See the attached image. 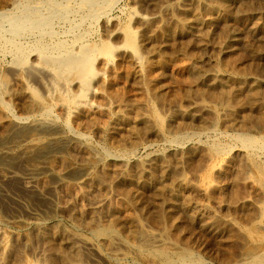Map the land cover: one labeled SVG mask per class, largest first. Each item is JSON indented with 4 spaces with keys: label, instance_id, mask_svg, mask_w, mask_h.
<instances>
[{
    "label": "bare ground",
    "instance_id": "bare-ground-1",
    "mask_svg": "<svg viewBox=\"0 0 264 264\" xmlns=\"http://www.w3.org/2000/svg\"><path fill=\"white\" fill-rule=\"evenodd\" d=\"M115 1L82 0L78 2L80 3L78 8L92 18H98L105 13L107 15ZM186 1L191 2L190 5L188 4L190 7L186 6ZM62 4L56 0H43L42 3L33 0H24V2L0 0V57L11 55L12 68L23 94L27 95L28 103L27 115H25L27 117H19L7 122L6 110H9L10 104L3 100V96L13 92V89H8L10 86L7 81L12 73L9 75L6 73L8 78L4 74L0 75V145L14 144V148L0 149V164L6 167L7 171L2 175L0 186L8 177L12 178L19 173L12 171L14 168L11 170L9 166L14 159L18 161L20 158L25 159L28 164V172L24 169L27 172L25 178L27 190L36 192L41 197L47 198L48 190H53L57 184L70 179L67 186L68 199L63 206L59 204L60 198L57 203L51 196L49 199L51 202L48 206L45 205L47 207L42 217L33 216L32 220L30 218V221H26L28 216L22 223L25 232L23 231L21 236H17V233H20L17 232V235L12 236L11 239L8 234L10 231L7 234L2 232L5 227L0 231V264H86L85 253H88L90 258L110 262H120L133 256L139 264L143 262L203 264L202 259L190 248L191 243H183L181 221L176 217V211L180 209L196 224L213 233L216 238L220 236L222 238L225 234H229L231 239L237 234L242 238L241 252L236 249L240 255L238 254L239 257L234 262L230 261L232 264H264V159H260L257 155L258 150H264V101H261L264 79L258 74L252 75L253 71L245 72L237 66V63L230 64L227 60L225 62L219 59V53L229 55L236 50L240 41H245V36H241L243 35L241 30L255 37L263 32L264 9L251 7L250 10L241 0H175L174 4H167L160 9V12L170 14L171 17L170 24L165 25L162 22L165 26H159L161 27L159 34L163 36L178 34L181 37L187 36L188 40L182 47L175 44L180 47L178 50L177 46L170 42L169 44H172L177 51L174 49L176 52L173 53L171 50L172 53L168 54L165 51L167 47L164 50L165 47L159 45L163 37L160 36L161 40H156L157 31L153 29L156 26L151 24L159 22L158 15L161 18L162 14L149 17L137 15L136 22L140 23L138 29L133 27L132 23L115 25L110 31L108 29L109 38L100 43L99 40L98 43L89 41L85 37L89 33L86 29L85 35L79 32L81 34L73 35L70 41L58 40L51 24L56 16L64 18L67 15L69 5ZM231 5L236 9L230 8ZM175 6L177 12H174ZM156 11L158 10H155V14ZM151 25L154 31L151 30ZM212 30H216L215 33ZM216 33L217 38L212 47L219 51L218 57L214 59V64L212 62L213 65L207 67L205 63V67L201 64L204 62L200 61L201 57L198 54L199 51L210 48V41L215 38ZM114 34L122 38L120 46H115L109 41ZM249 42L252 44L251 41ZM179 43L181 44L180 41ZM172 45L169 46L170 49ZM244 51L240 49V52ZM205 55L206 53L204 57ZM230 56L232 55H229L228 59ZM259 59L264 60V52ZM37 73L45 74L44 92L29 86L25 81V78H28L25 75H33L34 78ZM169 76L173 79L172 83L170 80L167 82ZM206 81L210 84L209 90L202 88ZM128 83H133L135 95L132 94L133 90L128 92L131 95L122 90ZM12 88L16 90L17 86ZM129 88L126 87L127 90H130ZM191 94L197 96V101L194 98L195 101L186 106L185 98ZM159 100L162 103L170 102L169 106H173L175 102V108L170 109L174 108L173 112L169 113L170 110L167 111L168 113L161 112L156 106ZM247 107L251 108L252 112L247 113L249 109L245 110ZM55 108L60 109L68 126L71 122L72 126L77 128L75 130L70 128L69 131L66 125L68 132H61L59 127L57 129L54 121L57 115H54L56 116L54 120L50 118ZM194 109L211 114L207 123L208 129L206 128L208 131L218 130L221 119L224 120L223 117L230 126L242 127L243 130L235 137L240 143V153L236 151L235 155H237L233 154V157L232 154L230 156L233 149L231 147L209 144L211 142L196 143L187 147L188 150L183 155L180 154L181 157L177 156L185 164L195 159L194 162H190L193 167L190 175L188 172L191 167L185 173L179 166V160L174 164L169 153H157L156 150L157 154L151 157H147V154V158L137 159L139 156L136 158L137 147L145 139L143 137L142 140L140 136L139 126L142 129L146 128L144 131L151 130V133L160 140L171 145L183 146L191 140L193 133L177 132L179 130L176 129L171 131L174 130L171 128L174 127V121L180 118H182V126L188 124L189 119L193 120L197 114L193 112ZM97 114H104L107 120L100 121L101 118L100 116L98 118ZM38 115L39 118L36 117ZM116 124L128 127V132H123L127 135L123 136L124 140L119 143L122 145L116 150L105 148L99 150L88 142H83L88 135L80 132V129L89 127L114 131ZM178 124L181 125L180 122ZM144 131L141 135L147 133ZM75 145H78L79 152L83 154H81L83 159L80 161L73 160L69 157L71 153L68 155L67 152L71 146L76 147ZM77 152L75 151L76 154L79 153ZM55 161L60 163L62 168H58L56 166L58 163L55 165ZM41 171L49 173L54 181L56 180L54 185L50 183L48 185V182L46 185L42 179V184L44 183L45 186L40 187L37 174ZM234 173L235 176L242 175L244 183L249 187L244 186L248 189L245 191L248 195H242L244 191L241 193L237 191L239 194L235 192L230 200L228 197L231 196L227 194L229 191L231 192L229 194H232L238 183L240 185V181L233 179L225 182V180L228 175ZM72 180L75 182H69ZM126 184L129 185L128 188ZM114 186L118 190L113 189ZM90 190L93 192L98 190L102 194L91 199ZM113 190H116L115 194ZM148 193L153 196L152 201H155L153 203L156 211L152 217H155L159 223L156 225L159 226L158 230L149 228L150 225L146 223L147 226L144 221L149 216L145 211L146 202L150 204L149 199L144 200V196ZM26 195L23 197L26 198ZM85 202L89 203L87 207ZM247 204H253L256 210L255 216L250 221L248 219L249 224H238L228 216L229 214L227 216L223 214L224 209L228 211L241 206L244 208ZM59 214L66 217L67 223L54 220ZM234 233L237 234L233 236ZM29 235L43 239L46 243L45 250L40 252L39 256L29 255L27 252L29 247L27 242L31 240ZM19 239L21 244L16 247L13 241ZM233 243L236 245L235 240Z\"/></svg>",
    "mask_w": 264,
    "mask_h": 264
},
{
    "label": "rangeland",
    "instance_id": "rangeland-1",
    "mask_svg": "<svg viewBox=\"0 0 264 264\" xmlns=\"http://www.w3.org/2000/svg\"><path fill=\"white\" fill-rule=\"evenodd\" d=\"M34 2H36V3H38V1L40 2V3H42L43 2V0L42 1H40V0H33ZM57 2H59V3H63L64 5L66 4L67 6L69 5V8H68V10L70 11H68L66 14L67 15H65V17L64 18H62V17H58L57 18V16L54 18V20H53V22H52V27H53V32H54V34L56 35V37H58V38H56V39H64V40H67V41H70V37H72L73 35L74 36H76V35H80L79 34V32H82V34H84L85 35V33H87V32H84V30L86 29L89 33H90V35H89V33H87L86 35H85V37L86 38H88V40L89 41H91V42H95V43H98V40H99V43L102 41V40H106V39H108L109 37H108V33H109V31H110V29H113V27H115V25L116 26H118V25H120V26H123V25H125V24H127V23H132V26L133 27H135V28H140L139 26V21L138 22H136L137 20H136V17H137V15H139V14H141V15H146V16H153V15H158V14H162V16H161V18H160V15H158V18H159V22H152L151 24L155 27V28H153V29H156V34H157V38H156V40H161L160 41V43H159V45L160 46H162L163 48H164V50L166 49V47H167V49L165 50L166 52H168V54H170L169 52H171L172 53V51H173V53L174 52H176L178 49H180V47H178V46H181L182 47V45H184V43L186 42V40H188L187 39V36H182L181 37V35H178V34H174V36L173 35H170V36H168V35H162V34H159V31H160V28L162 27V26H165V25H168V24H170V17H171V15L170 14H166V13H162V12H160V9L162 8V7H165L167 4H174L175 3V0H133V1H131V0H116L115 1V3H113V8L111 7L110 8V10H108V14L106 15V13L105 14H103V15H101V16H99L98 18L97 17H95V18H92V17H90L84 10H80L78 7H79V4L80 3H78V2H80V1H82V0H56ZM138 3H137V2ZM157 1V2H156ZM249 0H244V1H242L241 0V2H243L246 6H247V8H249L250 10L252 9V8H254V7H258V8H260V9H264V0H251V2L249 1ZM261 1H263V2H261ZM23 2H24V0H23ZM132 2V3H131ZM133 2H135V3H133ZM142 2V3H141ZM149 2H150V4H149ZM148 5H147V4ZM164 3V4H163ZM249 3H251V4H249ZM258 3V4H257ZM62 4V5H63ZM185 4H186V6H188V4L190 5L191 4V2L190 1H186L185 2ZM253 4V5H252ZM146 5V6H145ZM154 5H161V6H154ZM256 5V6H255ZM258 5V6H257ZM261 5V7H259ZM242 6H244V5H242ZM149 9H148V8ZM188 7H190V6H188ZM252 7V8H251ZM157 8V9H156ZM230 8H232V9H236L235 7L233 8V5H231L230 6ZM163 9V8H162ZM176 9H177V7L175 6V11L174 12H177L176 11ZM155 10H158V11H156V14H155ZM110 11V12H109ZM146 11V12H145ZM151 11V12H150ZM75 12V13H74ZM147 12L149 13V14H147ZM264 12V11H263ZM76 13H78V14H76ZM133 13V14H132ZM143 13V14H142ZM151 13V14H150ZM152 13H154V14H152ZM76 14V15H75ZM87 14V15H86ZM167 15V16H166ZM130 16H131V18H130ZM108 17V18H107ZM111 17V19H109ZM165 17V19H163ZM85 18V19H84ZM100 18H101V20H100ZM169 18V19H168ZM107 19H109L108 20V22H106L107 21ZM166 19H168V20H166ZM84 20V21H83ZM86 20V21H85ZM163 20V21H162ZM166 22H165V21ZM131 21V22H130ZM169 21V22H168ZM262 21L264 22V16H263V18H262ZM75 22V23H74ZM104 22V23H103ZM106 22V23H105ZM110 22H113L112 24H114V25H112ZM165 23V25L163 24V23ZM115 23H117V24H115ZM163 25H162V24ZM90 24V25H89ZM100 24V25H99ZM110 25L112 28H110V26L108 27L107 25ZM156 24V25H155ZM75 25V26H74ZM88 25V26H87ZM92 25V26H91ZM151 25V30H153L152 29V26ZM105 26L107 27L106 29H105ZM159 26H161L160 28H159ZM76 28V29H75ZM157 28H159L158 30H157ZM63 29V30H62ZM104 29H105V31H104ZM108 29H109V31H108ZM70 31H71V33H70ZM154 31V30H153ZM213 32L214 31H216V30H212ZM241 31H243V35L241 34V36H245L244 37V39H245V41L243 40V41H240V43L238 44V46H237V48H236V50H234V52H235V54H234V52L233 53H229V55H232V56H230L229 57V59H228V56L229 55H225L224 53H219V51L216 49V48H214V47H212V45H213V42L216 40V38H217V33H216V35H215V38L214 39H211V41H210V48H208V49H205V50H202V51H199V56L201 57L200 58V61H203L204 63H202L201 62V64H203V66H205L206 64V66L207 67H209V66H211V65H213L214 64V59L216 58L217 59V57H218V53H219V59H223V61H225V60H227L228 61V63H230V64H233V62L234 63H237L238 65V67H240V69H242V70H244L245 72H247V73H251V71H253L254 72V74H252V75H257L258 74V76H260L261 78H263L264 79V60H261V59H259L260 57H261V55H262V52H264V49H262V47L264 46V29L262 30L263 32H261L259 35H257L256 37L254 36V35H250V33L249 32H244V30H241ZM57 32V33H56ZM63 34V36H62V34ZM70 33V34H69ZM215 33V32H214ZM247 33V34H246ZM68 34V35H67ZM59 35V36H58ZM159 35V36H158ZM177 35V36H176ZM117 36V37H116ZM115 36V34L114 35H112L111 37H110V39H109V41L112 43V44H114L115 46H120L121 44H122V38L121 37H119L118 35H116ZM163 37V38H161V37ZM166 36V37H165ZM167 36H168V38H167ZM248 36V37H247ZM249 36H250V38L251 39H249ZM66 37V38H65ZM69 39H68V38ZM90 37V38H89ZM101 37V38H100ZM116 37V38H115ZM161 39H160V38ZM174 37V38H173ZM180 37V38H179ZM260 37V38H259ZM263 37V38H262ZM100 38V39H99ZM113 38H115V39H117V40H115V39H113ZM169 38H170V40H169ZM173 38V39H172ZM255 38V39H254ZM166 39V40H165ZM257 39H259L257 42H256V40ZM174 40V41H173ZM178 40V41H177ZM251 41L252 42V44L249 42V41ZM253 40V41H252ZM116 41H117V43H116ZM173 41V42H172ZM176 41L178 42V43H176ZM179 41L181 42V44L179 43ZM247 41H248V45H246V43H247ZM262 41V42H261ZM115 42V43H114ZM165 42V43H164ZM174 43L173 45H175V44H178V46L177 45H175V47L177 46V50L175 49V47L172 45V44H169V43ZM253 42H254V44H253ZM256 42V43H255ZM215 43V42H214ZM244 43V44H243ZM251 45H250V44ZM163 44V45H162ZM168 44V45H167ZM170 45H172V49H170ZM242 45H246V46H242ZM256 45V46H255ZM170 46V47H169ZM242 46V47H241ZM262 46V47H261ZM240 47V48H239ZM245 47V48H244ZM250 47H254V48H250ZM258 47H260V48H258ZM212 48V49H211ZM255 48H257V49H255ZM168 49L170 50V51H168ZM176 51H175V50ZM216 49V50H215ZM240 49H241V51H244V52H240ZM244 49V50H243ZM247 49V50H246ZM249 49H254V51H252V50H249ZM261 49V50H260ZM172 50V51H171ZM214 50V51H213ZM257 50H258V52H257ZM263 50V51H262ZM208 51V52H207ZM212 51V52H211ZM216 51V52H215ZM237 51H239V52H237ZM257 53H256V52ZM196 52H197V50H196ZM202 53V55H201V53ZM218 52V53H217ZM253 52H255L254 54H253ZM206 53V55H205V57H204V54ZM210 53V54H209ZM213 53H214V55H213ZM239 53V54H238ZM243 53V55L241 56V54ZM249 54V55H247V54ZM238 54V55H237ZM246 56H245V55ZM220 55H224L223 57H221ZM255 55L257 56V57H255ZM213 56H215V57H213ZM225 56H227V57H225ZM3 59H2V58ZM0 57V65H1V67H0V75L1 76H3V74H4V76L5 77H7L10 73H12V74H10V76H8L9 77V79H10V81H9V79H7V81H8V85L10 86H8L9 88V90H12L13 92H12V94H5L4 96H3V100L5 99V101L8 103V104H10L9 106H10V108H9V110L7 111L6 110V114L8 115V116H6L5 117V120L7 121V122H9V121H12V120H15V119H18L19 117H27V116H25V115H27V108H26V105H28V103H27V98H26V96L27 95H25V94H23V90H22V88H21V85H20V83L19 82H17V79H16V76H15V73H14V68H12V64H11V62H10V60H11V55H9V54H6V56L4 57V56H1ZM239 57V58H238ZM247 57V58H246ZM206 58V59H205ZM226 58V59H225ZM236 58H238V59H236ZM243 58H244V60H243ZM246 58V59H245ZM254 58V59H253ZM5 59V60H4ZM230 59H233V60H230ZM234 59H236L237 61L235 62V60ZM248 59H249V61H248ZM255 59H257V60H255ZM213 60V61H212ZM243 60V61H242ZM227 61H225V62H227ZM232 61V62H231ZM239 61H240V63H239ZM253 61V62H252ZM255 61V62H254ZM3 62V63H2ZM212 62H213V64H212ZM241 62H244V63H241ZM252 62V63H251ZM257 62V63H256ZM7 63H8V65H7ZM10 63V64H9ZM206 63V64H205ZM209 64V65H208ZM243 64V65H242ZM246 64H247V66H246ZM261 66V67H259V65ZM7 65V66H6ZM10 65V66H9ZM244 65L246 66V67H244ZM258 65V66H257ZM205 66V67H206ZM243 66V67H242ZM250 68H249V67ZM10 67V68H9ZM258 68V69H257ZM3 69H6V70H3ZM259 71V73H258V71ZM3 70V71H2ZM13 70V71H12ZM262 70V71H261ZM5 71V73H3ZM9 71V72H8ZM249 71V72H248ZM252 72V73H253ZM8 75H7V74ZM256 73V74H255ZM43 75V76H41V75ZM32 75V74H31ZM169 75H171V74H169ZM0 76V77H1ZM33 76V75H32ZM32 76H30V75H25V77H28V78H25V81H27L26 83L29 85V86H31V87H35V88H37V89H41V90H39V91H43L44 92V84L46 83L45 82V80H46V78H45V74H43V73H37L36 74V76H35V74H34V78L32 77ZM7 77V78H8ZM32 77V78H31ZM14 79V81H13V79ZM30 78V79H29ZM43 78V79H42ZM45 78V79H44ZM171 78V76H169V78L167 79L168 81L167 82H169V80H170V83H172L173 82V79L171 80L170 79ZM11 84H10V83ZM37 82H40V83H38L37 84ZM19 83V84H18ZM18 84V85H17ZM31 84V85H30ZM132 87H131V86ZM209 82L207 83V81H206V83L204 82V84L202 85V88L204 89V90H209L208 88H210L209 87ZM16 87L17 86V88H15L16 90H18V91H16V90H14V88H12V87ZM41 87V88H40ZM126 87H127V89L129 88L130 90H127L126 89ZM126 87L124 88V89H122V90H125V93H126V91H127V93L128 92H130L131 90H133L134 88H133V83L132 84H127L126 85ZM11 88V89H10ZM132 88V89H131ZM14 91H16V92H14ZM263 91H264V88H263ZM20 93V94H19ZM126 93V94H127ZM134 93V94H133ZM130 93H128V95H129ZM132 94L133 95H135V92H134V90L132 91ZM15 95V96H14ZM24 95V96H23ZM131 95V94H130ZM194 94H191V96H188L187 98H185V103H186V106H188L190 103H193L195 100L197 101V96L196 95H194ZM264 92L262 93V100L261 101H264ZM193 96V97H192ZM22 97V98H21ZM189 97H190V99H192V100H190L189 99ZM21 98V99H20ZM194 98H196L195 100H194ZM188 99V100H187ZM188 101V102H187ZM192 101V102H191ZM172 102V101H171ZM170 103V102H169ZM169 103H167V102H165V103H162V101L161 100H159V101H157L156 102V106H157V108L161 111V112H163V113H168L167 111L168 110H170L172 107H174L175 108V102L173 103V106L172 105H170L169 106ZM166 104V105H165ZM171 104V103H170ZM25 106V107H24ZM168 106V107H167ZM167 107V108H166ZM13 108V109H12ZM174 108H173V110H174ZM249 107H247L245 110H247ZM162 109V110H161ZM173 110H170L169 111V113L170 112H173ZM195 110V111H194ZM193 110V112L194 113H197V114H195V118L192 120V119H189L188 121H190V122H188V124H186L185 126L183 125L182 126V118H180V119H178V120H175L174 121V123H173V128H171V129H174V130H171V131H176V130H179V131H177V132H189V133H193L192 134V138H191V140L188 142V143H186V145H171V144H169V142H165L164 140H160V139H158V138H156L155 136H154V134L153 133H151L152 131L151 130H148V131H144V129H146V128H143L142 129V127L141 126H139L140 127V130H141V132H140V136H142V140L144 139V141H143V143L142 144H140V145H138V147H137V150H136V152L137 153H135V156H136V158L137 159H142V157H143V159L144 158H147V157H151L152 155H155V154H157V153H159V152H164L165 154L167 153H169L168 155H170L171 156V158H172V160L174 161L173 163L174 164H176L177 163V160H179V166H180V168H181V170H184V172L185 173H187V171H188V169H189V172H188V174L190 173V172H192L191 171V169H193V167H192V164H190V162L192 163V162H194L195 161V159L193 160H191L189 163H182L181 161H180V157L184 154V152H186L187 150H188V148L190 147V146H192V145H194V144H196V143H204V142H207V143H205V144H208L209 142H211V143H209V144H220V145H222V146H224V147H226V148H228V147H231V149H232V151L234 152H232L231 151V153H230V156H231V154H232V156H233V154H234V156H236L235 155V153H236V151H237V153L239 152L240 153V149H241V147H240V143L238 142V140L235 138V137H237V135L236 134H238L239 132H241L242 130H243V128L242 127H237V126H230L226 121H225V118L223 117V121H222V119H221V123H220V125H219V127H218V130H216V131H208L207 129H208V126H207V123H208V121H209V119L211 118V114L209 113V112H207V111H197L198 109H194ZM252 112V110H251V108H249L246 112L248 113V112ZM56 112V113H55ZM249 112V113H250ZM11 113V114H10ZM9 114H10V116H9ZM57 115V118L55 119V117L56 116H54V115ZM62 115V116H61ZM104 115V114H103ZM103 115H99V114H97V117L99 118V116H100V118H101V120L100 121H105V120H107V117H106V119H105V115L103 116ZM104 118V119H102V117ZM210 116V117H209ZM10 119H8V118ZM36 117H40L39 115L38 116H36ZM7 118V119H6ZM12 118V119H11ZM34 118V117H33ZM50 118H51V120H54L55 121V123H56V126H57V129H58V127H59V129H60V131L61 132H66L67 131V127H66V125L68 126V123L66 122V119L64 118V116H63V114L61 113V111H60V109H58V108H55L54 109V113H53V115L52 116H50ZM202 118V119H201ZM65 120V121H64ZM201 123H200V122ZM178 122H180V124L181 125H179L178 124ZM192 122V123H191ZM196 122V123H195ZM177 124V125H176ZM73 124L70 122V125L68 126V129H69V131H70V128L72 129V130H75L77 127H73L72 126ZM120 126H118V124H116L115 126H114V131L112 130V129H109V130H106V131H103V130H100V129H93V128H89V127H85V128H83V129H80V132H82V133H84V134H86V135H88V137L87 138H85L84 140H83V142H88V144H90V145H93V147H96V148H98L99 150H102L103 148H105L106 150H116L117 148H119L122 144H119V143H122V141L124 140V138L125 137H123V136H125V135H127V134H123V132H128V127L127 126H124V125H121V124H119ZM172 125V124H171ZM178 125H179V127H178ZM207 126V127H205V126ZM117 126H118V128H120V130L117 128ZM124 127H127V129H125ZM183 128H185V129H183ZM207 128V129H206ZM121 129H122V131H121ZM176 129V130H175ZM225 129V130H224ZM88 130V131H87ZM96 130H98V131H96ZM143 131L144 132H147V133H145V134H142L141 135V133H143ZM205 131V132H204ZM235 131V132H234ZM68 132V131H67ZM104 133V134H103ZM148 133H150V134H148ZM206 133V134H205ZM153 134V135H152ZM90 135V136H89ZM111 135H113V136H111ZM143 135H145V136H143ZM218 135V136H217ZM234 136V137H233ZM144 137V138H143ZM147 137V138H146ZM150 137V138H149ZM154 137V138H153ZM199 137V138H198ZM201 137V138H200ZM152 138V139H151ZM217 138V139H216ZM156 140V141H155ZM199 140V141H198ZM117 141V142H116ZM119 141V142H118ZM202 141V142H201ZM213 141H215V142H213ZM91 142V143H90ZM116 142V143H115ZM238 142V143H237ZM98 143V144H97ZM192 143V144H191ZM12 144V143H11ZM10 143L8 144V145H0V149H2V148H5V147H10V148H14V144H12L11 145ZM111 144V145H110ZM167 146H166V145ZM235 144V145H234ZM142 145V146H141ZM150 145V146H149ZM76 147H74V146H71L70 147V149L67 151L68 152V155H69V153H71L70 155H69V157H71L73 160H75L76 159V161H80V159L82 160L83 159V154L81 153V152H79L80 151V149H79V147H78V145H75ZM98 146V147H97ZM100 146V147H99ZM148 146V147H147ZM174 146V147H173ZM188 147V148H187ZM240 147V148H239ZM139 148V149H138ZM75 149V150H74ZM160 149V150H159ZM165 150V151H163V150ZM77 150H78V152H77ZM155 150V151H154ZM156 150H157V153H156ZM75 151L78 153V154H76L75 153ZM168 151V152H167ZM151 152H153V153H151ZM176 152V153H175ZM183 152V153H182ZM257 155L259 156V158L260 159H264V150H258L257 151ZM259 153H261V154H259ZM82 154V155H81ZM147 154H148V156H147ZM151 154V155H150ZM180 154H182V155H180ZM73 155V156H72ZM77 155H79V156H77ZM178 155H180V157H177ZM80 156H82V157H80ZM147 156V157H146ZM233 156V157H234ZM76 157V158H75ZM15 164H14V163ZM11 164H10V166H9V168L12 170L13 168V170L12 171H14V172H19L17 175H13V177L12 178H10V177H8V178H10V179H6L5 181H4V183H2L1 184V186H0V231H2V229L4 230V231H2V232H5L6 234L10 231V233H8L9 234V236H10V238L12 239V236H14V235H17V236H21L24 232H25V227L23 226V222L27 219V217H28V220H26V221H30V220H32V218H33V216L34 217H42L43 215H44V211H45V209H46V207L49 205V203L51 202H49V199H50V197L51 196H53L52 198L54 199V201L56 200L57 201V203H58V201L60 200V203L59 204H62V206H63V204H65V202H66V200L68 199V188H67V186H68V180H70V179H67V180H65L63 183H60V184H57L56 185V187H53V190L51 191V190H48V192H47V194H49L48 196H47V198H44V197H41L38 193H32V192H30V191H28L27 190V188H26V186H25V184H26V180L27 179H25V178H27V175H26V173L28 172V169H27V167H28V164L26 163V161H25V159H18V161H17V159L15 160L14 159V161H13ZM22 162V163H21ZM56 163H58L57 161H55V165H56ZM134 164V163H133ZM185 164V165H184ZM1 166H0V180L2 179V175L4 174V171L5 172H7L6 171V167H4V166H2V164H0ZM183 165V166H182ZM58 168L60 167V168H62L61 167V164L60 163H58L57 165H56ZM17 167H19V168H17ZM188 167V168H187ZM17 169H19V170H17ZM24 169H26L27 170V172L24 170ZM186 170V171H185ZM21 171H22V173H21ZM236 172V171H235ZM47 172H43L42 173V171L41 172H39V174H37V176H38V178L40 179V183H41V185H40V187H42V185L43 186H45V184L44 183H46V185H47V182H48V185H50V184H52V185H54V183H55V181H54V178L48 173V174H46ZM20 174H23V175H20ZM41 174V175H40ZM191 174V173H190ZM189 174V175H190ZM235 174L236 173H234V174H232V175H228V177H227V179L225 180V182H230V181H233V179H236L237 180V182H239L240 181V185H239V183H238V185H237V188L235 189V191H233L232 192V194H229V193H231L230 191H229V193L227 194L228 196H231V197H228L230 200H231V198H232V195H235V192H236V194H239V192L241 193V192H245V191H248V189H246V188H249L248 187V185L247 184H245L244 183V181H243V179H242V175L240 174H237L236 176H235ZM26 175V176H25ZM46 175H48V176H46ZM240 176V178H239V176ZM21 176H23V177H21ZM51 176V177H50ZM20 177V178H19ZM51 179H50V178ZM230 177H232V178H230ZM22 178H24L25 179V181H24V179H22ZM45 178V179H44ZM228 178H230L229 180H228ZM43 179V181H45L43 184H42V182L43 181H41ZM239 179V180H238ZM241 180H242V182H241ZM69 182H75L74 180H72V181H69ZM6 183V184H5ZM13 183V184H12ZM50 183V184H49ZM64 184V185H63ZM66 185V186H65ZM19 186V187H18ZM129 187V185L128 184H126V187ZM241 187L240 188V190H239V188L238 187ZM244 186L246 187V188H244ZM3 187V188H2ZM65 187V188H64ZM127 187V188H128ZM113 189H116L115 188V186L113 187ZM59 190V191H58ZM64 190H66V191H64ZM116 190H118V189H116ZM116 190H113L114 192H113V194H115L116 193ZM51 191V192H50ZM56 191H58V193L56 192ZM64 191V192H63ZM237 191H239L238 193H237ZM61 192V194H59ZM119 192V191H118ZM241 193L242 195H248V192H245V193ZM26 193H27V195H26ZM55 193V194H54ZM5 194V195H4ZM7 194V195H6ZM36 196H35V195ZM59 194V195H58ZM97 194V195H96ZM100 194H102V192L101 191H98V190H96V191H94L93 192V190H90L89 191V196L91 197V199H93V198H96V197H98ZM8 195H10V196H8ZM27 196L26 198H24L23 196ZM29 195V196H28ZM30 195H32V196H30ZM242 195H240V197H243ZM58 196V197H57ZM89 196H88V199H89ZM23 197V198H22ZM30 197H33V198H29ZM62 197V198H61ZM146 197V198H145ZM42 198V199H41ZM60 198V199H59ZM151 198V199H150ZM11 199V200H10ZM27 199H29V201H27ZM48 199V200H47ZM59 199V200H58ZM88 199L86 200L87 202H88ZM149 199V200H148ZM228 199V200H229ZM254 199H256L255 197H254ZM7 200V201H6ZM37 201V202H35L34 203V201ZM61 200H63V201H61ZM144 200H148L149 201V203L150 204H148V202H146L147 204H145V211H146V214L147 215H149L148 217H147V219L146 220H144L145 221V224L146 223H148V225H150V226H148L147 224V226L149 227V228H152V229H155V230H158V228H159V226H156L157 225V221H156V219H155V217L153 218L152 216H154L155 215V211H156V208H155V204L153 203V202H155V201H152L153 200V196L150 194V193H148V195L146 194L145 196H144ZM229 200V201H230ZM13 201V202H12ZM55 201V202H56ZM87 202H85V206L87 205H89V203H87ZM16 203H18V204H16ZM28 203V204H27ZM45 203V204H44ZM9 204L11 205L12 204V206H9ZM26 204V205H25ZM38 204V205H37ZM43 204V205H42ZM251 204V203H250ZM250 204H247V205H244V208L241 206V207H238V208H232V210H226V209H224V210H222L223 211V214L224 215H228V216H230L231 218H233L235 221H237V223L238 224H249L250 222V220H251V218H253V216H255V214H256V210H255V207H253V204L252 205H250ZM28 205V206H27ZM45 205H47V206H45ZM14 206V207H13ZM32 206V207H31ZM43 206V207H42ZM45 206V207H44ZM86 206V207H87ZM148 206V207H147ZM150 206V207H149ZM154 206V207H153ZM251 206V207H250ZM4 207V208H3ZM11 207V208H10ZM16 207V208H15ZM18 207V208H17ZM29 207V208H28ZM153 207V208H152ZM250 207V208H249ZM3 208V209H2ZM14 210H13V209ZM26 208V209H25ZM40 208V209H39ZM147 208V209H146ZM18 209V210H17ZM33 209H35V210H33ZM250 209V210H249ZM30 210V211H29ZM237 210V211H236ZM248 210V211H247ZM252 210V211H251ZM5 211H6V213H5ZM182 210L180 209V210H177L176 211V217L177 218H179L180 219V221H181V223H180V225H181V229H182V235H183V237H184V241H183V243L184 244H189V243H191V244H189L190 245V248L194 251V253L198 256V257H200L201 259H202V262H203V264H232L231 262H234V260H236L238 257H239V255H240V252H241V245L243 244L242 243V238L241 237H238V234L237 233H234L233 234V236H235L236 234H237V236H235V237H233L234 239H231V236H229V234H225V236L224 237H222L221 238V236H220V238L218 239V238H216V236L213 234V233H211V232H209L208 230H206L204 227H201L199 224H196L195 222H194V220L193 219H191L190 217H187L186 216V214H184L183 213V211L181 212ZM222 211H221V213H222ZM243 211V212H242ZM250 211V212H249ZM28 212V213H27ZM37 212V213H36ZM41 212V214H39ZM148 212L150 213V214H148ZM226 212V213H225ZM235 212V213H234ZM252 212V213H251ZM3 213V214H2ZM37 214V215H35V214ZM152 213V214H151ZM183 213V214H182ZM249 213V214H248ZM254 213V214H253ZM43 214V215H42ZM236 214V215H235ZM32 215V216H31ZM177 215H179V216H177ZM61 216V217H60ZM64 217V218H63ZM242 217V218H241ZM31 218V219H30ZM184 218H185V220H184ZM18 219V220H17ZM30 219V220H29ZM61 219H63V220H61ZM188 219V220H187ZM244 219V220H243ZM247 219V220H246ZM248 219H249V221H248ZM7 220V221H6ZM21 220V221H20ZM55 221H62V223H67V219H66V217L65 216H63L62 214H59L58 215V217L57 218H55L54 219ZM147 220H148V222H147ZM152 221V223H149L150 221ZM155 220V221H154ZM20 221V222H19ZM15 222V223H14ZM186 222V223H185ZM246 222V223H245ZM6 223V224H5ZM20 223V224H19ZM154 223V224H153ZM158 225H159V223H158ZM20 228H19V227ZM182 226L184 227V228H182ZM192 226V227H191ZM24 227V228H23ZM154 227V228H153ZM193 227H195V228H193ZM192 228V229H191ZM8 229V230H7ZM22 229V230H21ZM195 229V230H194ZM199 229H200V231H199ZM7 232H6V231ZM17 230V231H16ZM19 230V231H18ZM187 230H188V232H187ZM193 230V231H192ZM24 231V232H23ZM190 231V232H189ZM202 231V232H201ZM13 232H14V234H13ZM17 232H20V233H17ZM22 232V233H21ZM188 234H187V233ZM17 233V234H16ZM186 233V234H185ZM191 233V234H190ZM206 233V234H205ZM185 234V235H184ZM205 234V235H204ZM187 235V236H186ZM189 235V236H188ZM29 236H31V237H29V239H31L29 242H27V243H29L28 244V248H27V252L29 253V255H33V256H35V254L36 255H40V252L42 253V251H44L45 250V247H46V243H45V241L43 242V239H38V238H35V236L34 235H29ZM192 237V238H191ZM33 238V239H32ZM226 238V239H225ZM227 238H229V239H227ZM239 238V240H237ZM36 239H38V240H36ZM187 239V240H186ZM35 240V241H34ZM233 240V241H232ZM234 240H235V243H236V245L233 243L234 242ZM31 241H33V243L31 242ZM240 241V242H239ZM14 243H13V245H15L16 247H18L19 246V244H21V242H20V239L19 240H14L13 241ZM15 242L17 243V244H15ZM226 242H229V243H226ZM237 243H238V245H237ZM42 244V245H41ZM233 244L235 245L234 247H233ZM221 245H226V246H228L227 248H226V246L224 247V246H221ZM231 245V246H230ZM31 246V247H30ZM231 247V248H230ZM239 247V248H238ZM226 248V249H225ZM232 248H234V250H236V249H238V250H236V251H234ZM33 249V250H32ZM229 249V250H228ZM15 252H16V250H14ZM30 251V252H29ZM38 251V252H37ZM234 251V253H232ZM236 252H238V253H236ZM200 254V255H199ZM232 254V255H231ZM234 254V255H233ZM239 254V255H238ZM238 255V256H237ZM226 256V257H225ZM236 256V257H235ZM86 257V258H85ZM132 258V259H131ZM234 258V259H233ZM84 262L86 263V264H139L138 263V261L136 260V258H134L133 256L132 257H129V258H125V259H123V260H121L120 262H117V261H114V262H110V261H105V260H99V259H93V258H90V255L88 254V253H85V256H84ZM128 259V260H127ZM130 259V260H129ZM96 260V261H95ZM125 260V261H124ZM127 260V261H126ZM231 261V262H230ZM127 262V263H126ZM133 262V263H132ZM229 262V263H228ZM10 264V263H9ZM143 264H149V262H143ZM151 264V263H150Z\"/></svg>",
    "mask_w": 264,
    "mask_h": 264
}]
</instances>
